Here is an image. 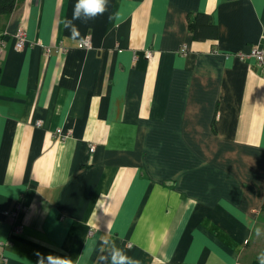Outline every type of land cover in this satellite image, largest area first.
Wrapping results in <instances>:
<instances>
[{
  "label": "crops",
  "instance_id": "crops-1",
  "mask_svg": "<svg viewBox=\"0 0 264 264\" xmlns=\"http://www.w3.org/2000/svg\"><path fill=\"white\" fill-rule=\"evenodd\" d=\"M75 3L0 14V264L258 262L264 0H108L74 37Z\"/></svg>",
  "mask_w": 264,
  "mask_h": 264
},
{
  "label": "clouds",
  "instance_id": "clouds-1",
  "mask_svg": "<svg viewBox=\"0 0 264 264\" xmlns=\"http://www.w3.org/2000/svg\"><path fill=\"white\" fill-rule=\"evenodd\" d=\"M108 0H76L73 9V15L70 19L66 18L63 23L65 28H68L72 35L75 37L78 35V29L73 23L75 20L94 19L99 15H103L106 11ZM105 243H109L105 241ZM39 257L37 264H69L67 257L59 255L48 254L45 258L44 255L37 252ZM258 264H264V252H261L257 257ZM106 264H134L123 251L119 250L114 244L111 245L108 256L105 257Z\"/></svg>",
  "mask_w": 264,
  "mask_h": 264
},
{
  "label": "built area",
  "instance_id": "built-area-1",
  "mask_svg": "<svg viewBox=\"0 0 264 264\" xmlns=\"http://www.w3.org/2000/svg\"><path fill=\"white\" fill-rule=\"evenodd\" d=\"M2 36H0V63H1V61L5 55V51H6L5 50L6 40ZM15 39H16L15 46L19 50L24 49L27 45H32L30 42H28L26 29L22 26L17 29V31L15 33ZM91 43H92L91 42V36H87L85 39H83L80 42L79 45L83 48H90V47H92ZM181 51L183 53H185V51H187L186 46H183ZM145 55L148 58V60H150L153 57V52L151 50H146ZM248 57L255 58L258 66L264 72V47H261L259 45H255L254 47H252L251 51L247 54V56L245 58H248ZM37 123L39 124L40 122H37ZM57 133H58V135H61V130L58 129ZM94 149H95V147L92 146V150H94ZM21 208H22V205H21V203H19L17 205V210H15L13 212L15 217L18 214V212L21 210ZM18 228H19V226H15V231H17ZM8 244H9V242H3V241L0 242V245L7 246ZM10 244H11V242H10ZM3 260H5V256H4L3 251L0 250V261H3Z\"/></svg>",
  "mask_w": 264,
  "mask_h": 264
},
{
  "label": "trees",
  "instance_id": "trees-1",
  "mask_svg": "<svg viewBox=\"0 0 264 264\" xmlns=\"http://www.w3.org/2000/svg\"><path fill=\"white\" fill-rule=\"evenodd\" d=\"M18 0H0V14H10L17 6ZM253 264H258L254 262Z\"/></svg>",
  "mask_w": 264,
  "mask_h": 264
}]
</instances>
